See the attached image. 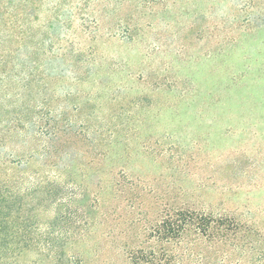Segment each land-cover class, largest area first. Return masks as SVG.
Returning a JSON list of instances; mask_svg holds the SVG:
<instances>
[{"label":"rangeland","instance_id":"obj_1","mask_svg":"<svg viewBox=\"0 0 264 264\" xmlns=\"http://www.w3.org/2000/svg\"><path fill=\"white\" fill-rule=\"evenodd\" d=\"M11 2L0 264H264V0ZM178 210L230 237L163 242Z\"/></svg>","mask_w":264,"mask_h":264},{"label":"trees","instance_id":"obj_2","mask_svg":"<svg viewBox=\"0 0 264 264\" xmlns=\"http://www.w3.org/2000/svg\"><path fill=\"white\" fill-rule=\"evenodd\" d=\"M12 0H5L2 1L1 5H8L12 4ZM27 2V0H24ZM12 53V47L11 43L9 45H5V49L3 53H0V63L3 61L4 58H7ZM5 62V61H4ZM20 118V117H18ZM16 116L10 119L9 123H7V131H18L19 129L26 130L27 126L20 123L19 119ZM34 158L33 153L23 156L19 162L17 161H6L3 160V157H0V189H4V193H0V203L13 201L15 199V196L13 192H11V188L16 182V174L15 171L17 167H25L29 161ZM23 159V161H22ZM46 163H43L42 166H45ZM20 169V172L25 173L24 168H18ZM4 207V206H2ZM13 209L11 206H8L7 208V214L11 216L13 213ZM4 213V210L0 206V215ZM212 223L210 220H208L206 217L194 214V213H187L182 210H178L172 214L167 215L159 225L157 229L158 237L163 241L168 243L169 241L180 239L183 234L188 232L189 230L194 229L198 234H200L203 237H214V235H218L220 237L229 238L230 232L228 229H224V233L220 234L217 229H214ZM244 248V247H243ZM244 256L245 253L248 252V248L243 249ZM148 257V256H147ZM154 261L148 260V258H141V257H135L134 262L136 264H159L155 263L157 261V258L154 257L152 259ZM159 262L161 259H158Z\"/></svg>","mask_w":264,"mask_h":264}]
</instances>
